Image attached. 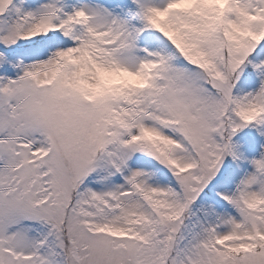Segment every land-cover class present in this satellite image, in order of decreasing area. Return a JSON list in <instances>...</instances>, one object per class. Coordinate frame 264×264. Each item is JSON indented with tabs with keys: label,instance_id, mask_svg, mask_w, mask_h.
I'll use <instances>...</instances> for the list:
<instances>
[{
	"label": "snow or ice",
	"instance_id": "1",
	"mask_svg": "<svg viewBox=\"0 0 264 264\" xmlns=\"http://www.w3.org/2000/svg\"><path fill=\"white\" fill-rule=\"evenodd\" d=\"M0 264H264V0H0Z\"/></svg>",
	"mask_w": 264,
	"mask_h": 264
}]
</instances>
